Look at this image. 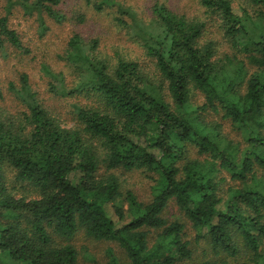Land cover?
<instances>
[{
    "label": "trees",
    "instance_id": "1",
    "mask_svg": "<svg viewBox=\"0 0 264 264\" xmlns=\"http://www.w3.org/2000/svg\"><path fill=\"white\" fill-rule=\"evenodd\" d=\"M85 1L97 11L116 9V22L140 38L156 72L124 57L113 61L97 52V39L75 33L64 57L74 80L43 67L54 97L93 99L74 101L73 126L28 73L9 83L19 109L0 110V260L79 264L68 241L82 230L118 244L126 264H180L193 248L185 224L164 215L174 200L215 256L199 264H228L223 256L238 255V264H264V0H200L234 50L225 56L218 41H202L206 21L164 3L154 4L146 21L120 0ZM61 3L5 0L0 50L30 52L10 26L17 7L37 13L45 33L44 15L65 18ZM195 91L205 103L192 108ZM209 110L244 133V143L205 122L201 113ZM120 169L147 173L152 200L125 191ZM110 257L121 264L112 250Z\"/></svg>",
    "mask_w": 264,
    "mask_h": 264
},
{
    "label": "rangeland",
    "instance_id": "2",
    "mask_svg": "<svg viewBox=\"0 0 264 264\" xmlns=\"http://www.w3.org/2000/svg\"><path fill=\"white\" fill-rule=\"evenodd\" d=\"M123 5L132 8L139 17L149 21L152 16L153 5L157 2L166 4L169 8L180 14H186L191 18H199L207 23V28L202 41L210 39L218 41V54L225 56L227 53L233 54V48L228 41L223 38L219 21L216 17L206 14L200 0H120ZM238 2H236L237 5ZM5 0H0V17L4 14ZM58 8L64 13L65 18L59 21L53 17L44 15L48 29L41 32L40 18L37 13L33 15L25 14L22 7H17L10 17V26L15 28L29 53H21L8 45L5 52L0 50V87L6 99L0 98V110L5 112L17 111V102L13 100V94L9 91V83L14 81L19 83V76L26 72L30 75L31 82L36 90L40 91L42 98L51 104L66 123L74 125L72 104L80 100L83 103H93V99L78 97L65 99L54 97L48 90L49 77L44 72V65H48L54 71H64L68 82L74 80L73 70L65 60L68 42L75 33L81 34L87 42L98 40L97 52L101 55L110 56L113 61L119 57L138 61L145 71L154 76L155 62L150 58L145 48L142 46L140 38L132 34L133 32L116 22V9H105L97 11L85 0H62ZM80 14L84 18L80 17ZM84 19V20H83ZM128 19V18H127ZM205 103V96L202 92L195 91L191 101V107L202 106ZM202 119L207 123L221 124V131L228 138L244 143V133L236 131L228 119H223L222 114L214 111H202ZM192 155L197 156V151H192ZM125 191L131 189L142 202L152 200L153 180L142 170L124 171L117 170ZM264 173V171H263ZM228 176V173L225 172ZM230 183L228 177L227 184ZM22 190V189H21ZM24 195V192H20ZM169 222L181 221L185 224V239L190 241L193 248V257L182 261L180 264H199L201 261L215 256L210 253V248L205 241L196 239V232L185 214L180 210L178 204L172 200L164 213ZM152 241L156 235L151 233ZM79 251V264H94L95 259L98 264H111L110 250L115 254L121 264L129 262L126 252L118 244L105 240H96L85 235L84 231H79L71 240ZM209 252H208V251ZM228 264H238L244 260V255L237 257H226ZM222 257V258H223ZM221 258V259H222ZM0 264H14L2 258ZM20 264V263H15Z\"/></svg>",
    "mask_w": 264,
    "mask_h": 264
}]
</instances>
